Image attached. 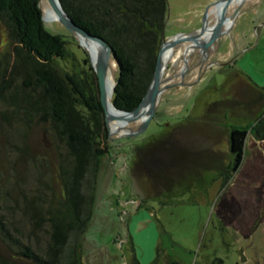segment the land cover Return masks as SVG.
<instances>
[{"label":"rangeland","instance_id":"rangeland-1","mask_svg":"<svg viewBox=\"0 0 264 264\" xmlns=\"http://www.w3.org/2000/svg\"><path fill=\"white\" fill-rule=\"evenodd\" d=\"M168 1L166 38L202 27L207 10L205 23L214 25L221 7L218 0ZM41 3L49 29L70 33L49 0ZM237 7L232 23L226 22L227 30L206 53L197 47L187 59L184 50L191 41L174 47L157 112L146 130L127 134L140 127V118L113 132L106 122L111 146L98 173L83 264H132L135 255L142 264H150L157 250L156 264H167L171 258L185 264H264V138L250 132L240 169L226 172L233 161L230 127L252 126L264 116V0H233L227 14ZM9 33V25L0 19V87L3 80L8 85L3 97L26 86L25 72L14 67ZM75 39L81 47L71 48L82 60L86 50ZM88 51L95 62L97 53ZM117 71L113 61L107 77L114 86ZM96 93L101 100L100 88ZM4 98L0 97V111L11 109ZM1 129L0 185L9 193H0L3 224L12 230L20 227L19 236L27 244L43 249L46 234L28 236L33 220L22 207L36 199L46 208L52 194L62 197L60 178L52 163L16 161L20 144ZM154 138L138 148L142 165L134 170L135 147ZM37 142L44 149L51 145ZM144 160L153 168L144 167Z\"/></svg>","mask_w":264,"mask_h":264},{"label":"trees","instance_id":"trees-1","mask_svg":"<svg viewBox=\"0 0 264 264\" xmlns=\"http://www.w3.org/2000/svg\"><path fill=\"white\" fill-rule=\"evenodd\" d=\"M61 2L77 24L100 35L112 47L118 65L112 103L120 109L134 110L149 89L160 47L166 39L169 1ZM0 19L9 25L14 67L25 72L26 85L20 93L4 98L1 93L8 85L3 80L0 97L11 109L0 111L1 132L7 130L20 144L16 145V161L47 166L52 163L63 188L62 197L52 194L46 208L36 199L22 207L33 220L28 236L46 234L43 249L27 244L19 236L20 227L12 230L3 224L0 215V264H83L82 246L93 215L98 173L111 146L105 109L96 93V73L86 51L81 60L71 48L73 44L81 47L71 33L49 29L41 0H0ZM252 131L256 137L264 138V116L252 126L230 127L233 161L226 172L240 169ZM36 134L40 143L51 144L45 147L46 151L38 146V140H32ZM38 148L43 151L37 152ZM149 158L150 154L146 159ZM147 160L144 167L150 166ZM139 164L142 165L140 161ZM0 193L9 194L2 185ZM158 259L159 250L155 261ZM132 264H140L136 255ZM167 264L185 263L171 258Z\"/></svg>","mask_w":264,"mask_h":264},{"label":"water","instance_id":"water-1","mask_svg":"<svg viewBox=\"0 0 264 264\" xmlns=\"http://www.w3.org/2000/svg\"><path fill=\"white\" fill-rule=\"evenodd\" d=\"M51 5L57 10L59 14L60 21L65 25V27L69 30V32L74 35L77 39L80 40L81 44L84 46L85 50L88 52L90 59L92 61V66L95 70L99 88L101 91V103L104 106L105 113H106V122L108 121V110H107V99H106V78L107 74L110 68V65L113 61H116L114 58V53L112 51V47L106 42V40L101 37L100 35H95L90 33L88 30H86L81 25L77 24L71 16L68 15V13L65 11L63 4L61 0H49ZM233 2V0H218L216 2L217 6L222 3L223 6L221 8V11L217 15V20L213 26V33L206 41H200L196 37V32H200L205 28V22L208 16L209 11H206V18L204 25L200 27L199 29L189 32V33H177L175 35L169 36L164 40L160 47V51L158 54V60L155 68V72L153 75L152 82L149 86V89L142 99L141 103L134 109V110H124L118 108L114 103V108L123 114L126 120V125L133 120H136L140 118L142 120V124L140 127L134 131H128V135H138L139 133L143 132L147 129L148 125L150 124L151 120L154 118L156 112H157V105L158 100L160 97L161 92L163 91L165 86H161L163 83V74H164V68L162 66L161 57L162 53L165 50L166 46L170 48H174L176 45L183 41H191L194 42L196 46L200 47L203 52H207L210 48V45L226 30H224V26L226 25V22L236 16L239 7L235 9V11L228 15V6L230 3ZM78 35H81L85 38L91 39L95 42H97L100 45V51L98 53V58L96 63L92 59L91 53L87 50L86 46L83 44L82 40ZM184 72V71H183ZM182 72V74H184ZM115 90V87H114ZM113 90V92H114ZM147 106L146 113L141 115L139 111L142 107Z\"/></svg>","mask_w":264,"mask_h":264},{"label":"bare ground","instance_id":"bare-ground-1","mask_svg":"<svg viewBox=\"0 0 264 264\" xmlns=\"http://www.w3.org/2000/svg\"><path fill=\"white\" fill-rule=\"evenodd\" d=\"M220 5H221V7H220L219 12L221 11L223 4L220 3ZM58 18H59V14H58ZM227 22L232 23V20L229 19ZM213 26H214L213 24H211V25L208 23L205 24V28L202 31L196 32L197 39H199L200 41L208 40L209 37L213 33ZM78 37H80L83 44L86 46L87 50L94 51L98 55L101 47L97 42H95L91 39L85 38L81 35H78ZM197 47L198 46H196L194 42H191L190 44L186 45L184 53H185V56L187 59H188V55L191 53V51H193ZM173 54H174V48H170V47L166 46L165 50L162 53V57H161V62H162V66L164 68V72H165ZM94 59H95V57H94ZM95 60L97 61V59H95ZM186 68H187V64L184 66V70H186ZM113 90H114V82L112 81V79L110 77H107L106 78V93H105V95H106V99H107L108 122H109V125L111 126L110 130L112 129L111 132L117 131L126 125V120H125V117L123 116V114L118 112L113 106V103H112ZM146 109H147V106L142 107L141 110L139 111V113L140 114L143 113L144 111H146Z\"/></svg>","mask_w":264,"mask_h":264},{"label":"flooded vegetation","instance_id":"flooded-vegetation-1","mask_svg":"<svg viewBox=\"0 0 264 264\" xmlns=\"http://www.w3.org/2000/svg\"><path fill=\"white\" fill-rule=\"evenodd\" d=\"M142 145H139V146H136L135 147V157H134V161H133V169L134 170H136L137 169V166H139L138 164H139V160H138V148H140ZM147 174H149L148 172H147Z\"/></svg>","mask_w":264,"mask_h":264},{"label":"crops","instance_id":"crops-1","mask_svg":"<svg viewBox=\"0 0 264 264\" xmlns=\"http://www.w3.org/2000/svg\"><path fill=\"white\" fill-rule=\"evenodd\" d=\"M256 143H259V141H257L256 140ZM152 228H154V227H152ZM158 247V246H157ZM154 253V252H153ZM156 253L154 254V255H152L151 256V258H150V264H156ZM140 264H142V262L140 261ZM163 264V263H162ZM164 264H166L165 262H164Z\"/></svg>","mask_w":264,"mask_h":264}]
</instances>
